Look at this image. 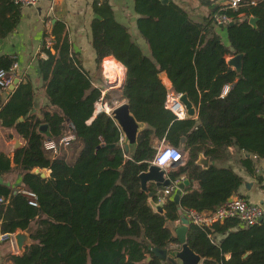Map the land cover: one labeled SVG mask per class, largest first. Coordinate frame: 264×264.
<instances>
[{
    "label": "trees",
    "instance_id": "obj_1",
    "mask_svg": "<svg viewBox=\"0 0 264 264\" xmlns=\"http://www.w3.org/2000/svg\"><path fill=\"white\" fill-rule=\"evenodd\" d=\"M199 2L212 7L201 18L177 0H135L147 52L109 0L94 1L97 15L90 26L97 67L111 55L125 66V82L115 98H126L135 116L146 122L133 152L121 143V128L110 112L94 114L101 87L73 49L62 21L45 28L41 49L47 55L37 59L47 107L34 110L36 87L30 78L19 80L10 93L0 92L1 123L26 140L13 156L0 151V194L8 199L0 204V230L32 227L25 251L10 255L15 264H163L152 247L169 249L178 242L168 220H181L185 208L215 209L232 195L244 196L245 175L225 162L233 146L234 162L253 175L257 157L264 158V0L238 11L221 9L218 0ZM21 6L0 0V38L18 25ZM245 9L258 17L257 25L238 15ZM221 11L233 16L225 29L213 18ZM47 34L53 35L54 50L45 46ZM237 53H242L241 70L226 58ZM14 60L0 55V69H9ZM163 70L171 84L160 76ZM225 84L229 90L223 94ZM169 87L189 94L197 117L179 119L165 106ZM66 128L75 134L71 156L51 154L45 136L59 138ZM154 137L189 152L187 162L176 164L169 175L191 182L179 203L166 198L164 212L149 202V190L158 199L156 187L150 183L143 189L140 177L157 151ZM200 153L210 156L207 167L197 162ZM17 168L24 188L37 194L36 205L6 177ZM43 168L50 170L45 177ZM257 177L262 183L263 177ZM187 241L203 264H264V219L243 224L232 217L210 226L190 221Z\"/></svg>",
    "mask_w": 264,
    "mask_h": 264
},
{
    "label": "crops",
    "instance_id": "obj_2",
    "mask_svg": "<svg viewBox=\"0 0 264 264\" xmlns=\"http://www.w3.org/2000/svg\"><path fill=\"white\" fill-rule=\"evenodd\" d=\"M94 1L96 0H39L35 5H22V16L18 25L14 30L0 38V55L8 54L14 57L18 62V68L11 71L13 77H18L19 80L30 78L34 82L36 87L34 110L47 107L48 98L45 92L43 79L37 66V59L43 44L44 30L46 27L50 30L56 21H62L65 23V32H67L70 38L73 49L78 52L84 66L92 72L94 83L96 85L100 84L95 80L98 76L97 72L99 67H97L95 61L96 52L91 42L92 34L90 23L93 17L97 15L94 12ZM98 1L102 2L103 0ZM177 1L182 3L188 10L192 11L195 18H201V14H208L212 9V7L201 5L199 0ZM109 2L112 4L117 17L129 26L133 39L140 43L148 52L147 41L137 29L136 19L138 14L134 10L135 0H109ZM193 2H196V4ZM223 28L225 29V26ZM223 32L226 34V31ZM233 55L227 54V60H230ZM115 58L114 60L117 59ZM116 61L119 63L113 65H119L118 68L123 70V64L118 60ZM166 84H171V82ZM123 100L127 99L123 98L118 101L120 103ZM48 108L51 109V107ZM14 139L20 140L19 146H22L26 142L23 136L14 127L5 126L0 120V151H4L8 155L13 156L15 144L12 140ZM153 142L158 148L161 139L154 137ZM11 145L14 146L11 147ZM229 150L231 151L230 157L225 163L234 164L235 168L241 171L246 178V181L240 187V192L250 200L260 202L264 207V158L257 157L258 165L256 173L251 175L246 172L245 166L242 165L241 162H234L235 157L232 156V154L234 155L236 153L235 148L230 146ZM241 154L242 151L237 155L241 156ZM210 162L211 158L209 156V164ZM173 167L175 166L169 165L166 168L168 176L169 170ZM20 173L21 169L17 168L6 175V177H9L10 181L13 183V186H16L15 189L24 188V185H22L21 182ZM49 173L50 170L47 175ZM259 175L263 177L262 183L258 180L257 176ZM184 178L185 177H183L182 180ZM150 183H153L157 191L159 188L163 187H157L153 181H150L149 184ZM193 185L194 187H199L200 183L198 180H193ZM182 213L184 214V210H182ZM181 224V220L167 221V225L173 230L174 234H176V228ZM179 246V242H171L169 244V249L177 248ZM19 253L21 252L17 248L13 233L2 232L0 230V264H15L10 255ZM226 255L227 257L230 256L229 253ZM163 264L172 263L164 258ZM199 264H203V257Z\"/></svg>",
    "mask_w": 264,
    "mask_h": 264
},
{
    "label": "built area",
    "instance_id": "obj_3",
    "mask_svg": "<svg viewBox=\"0 0 264 264\" xmlns=\"http://www.w3.org/2000/svg\"><path fill=\"white\" fill-rule=\"evenodd\" d=\"M16 3L21 5H35L39 0H14ZM222 7L221 9L231 8L233 10H240L243 7L256 4L259 0H218ZM239 16H245L249 18L252 14L248 11L242 10L238 13ZM214 22L220 26H225L233 20V16L227 14L225 11L216 12L214 14ZM48 29V27H46ZM45 46L47 48L53 49V35L47 34L45 36ZM41 55H47L46 51H40ZM114 56H108L103 59L101 65L103 66V82L105 86L102 88L99 84L97 86L101 87V94L95 102V112L99 111L111 112V107L107 102L108 97H111L110 89L120 87L124 84L126 78V68L123 65V74L120 80L113 81L109 78V72H107L105 62ZM115 58V57H114ZM232 58V57H231ZM229 61V60H228ZM17 60H14L9 69H0V92H7V88L13 82L14 77L11 73L12 70L18 68ZM229 90V84H225L223 87V94ZM182 92L175 90L172 87L168 88L165 106L172 110L177 118L182 119L188 117L187 109L183 100L181 99ZM115 105L119 103L118 99L114 98ZM97 104H100V109L97 108ZM109 105V109L105 107ZM67 129V128H66ZM64 130V134L59 138H54L51 136H45L44 147L50 151L51 154L56 155L61 152V149L68 145L71 139L75 138V134L71 128ZM124 136L121 133L120 141L123 143ZM189 152L184 146L174 145L164 138L161 139V143L157 148L155 156L150 161L151 163L160 165L161 167L167 168L172 162H176L179 165L185 164L188 160ZM170 176V175H169ZM182 179H173L172 183L167 186H163L157 191V200H166L167 197L173 198V194L176 191L177 183ZM19 191L23 193L31 204H37V194L34 191H30L26 188H19ZM7 198L0 194V204L7 202ZM184 215H186L191 222H194L201 226H210L216 221H224L227 218H239L240 222L243 224H257L260 223L264 216V207L260 202L250 200L245 196L232 195L228 197L224 202L219 204L215 209L209 210H197L195 208H185ZM6 234V233H5ZM14 234V233H13Z\"/></svg>",
    "mask_w": 264,
    "mask_h": 264
},
{
    "label": "water",
    "instance_id": "obj_4",
    "mask_svg": "<svg viewBox=\"0 0 264 264\" xmlns=\"http://www.w3.org/2000/svg\"><path fill=\"white\" fill-rule=\"evenodd\" d=\"M167 1V0H165ZM249 22L253 25H257L258 17L255 15L250 16ZM230 23H233L232 21ZM230 64H232L238 70H241L242 64V53H237L232 56L229 60ZM160 76L163 78L164 82L170 83L169 76L165 70L160 73ZM19 78H14L13 82L7 88V92L10 93L18 83ZM124 85V84H123ZM120 87V89L123 87ZM109 94V92H108ZM181 99L183 100L185 107L187 109L188 117H197L198 116V108L196 104L191 100L189 94L187 92H182ZM110 114L115 118L117 123L119 124L122 134L124 136L123 143L125 148L130 151H135L138 143V135L142 128L146 125L145 121L139 120L133 111L131 110L130 103L128 100H123L119 104H116L111 109ZM42 131H47V124H42L40 126ZM186 137L183 136L182 144L184 143ZM20 145V140L17 139L16 146ZM197 162L200 163L203 167H207L209 165V155H205L204 153H200ZM177 163L172 162L170 165L175 166ZM38 170V169H37ZM41 175L43 177L47 176V172L41 170ZM142 188L148 189V184L150 181H153L157 187L167 186L172 183V178L167 175V170L160 165L151 163L148 169L143 170L140 173ZM190 183V179L185 177L183 180L177 183L176 191L173 194V199L179 203L181 200V196L186 188V186ZM155 191L149 190V202L153 206V208L159 212H164V200H155L154 199ZM182 224L176 228V236L178 237L179 247L177 248H161L159 246H153L152 251L160 256L161 258L168 259L172 264H199L202 260V255L195 251L187 241V229L188 223L190 219L181 214ZM31 230L32 227H27L24 229L19 228L16 232H14V240L17 245L18 250L22 253L25 251V248L32 242L31 238Z\"/></svg>",
    "mask_w": 264,
    "mask_h": 264
},
{
    "label": "rangeland",
    "instance_id": "obj_5",
    "mask_svg": "<svg viewBox=\"0 0 264 264\" xmlns=\"http://www.w3.org/2000/svg\"><path fill=\"white\" fill-rule=\"evenodd\" d=\"M193 3H195L196 4V2H193ZM112 59L113 58H110V59H108L106 62H105V64L107 63V62H111L112 61ZM118 67H119V65H118ZM102 68H103V66L101 65V67L98 69V72H97V74H98V76L95 78V80H97L100 84V86L103 88L104 86H105V84H104V82H103V80H102V78H103V71H102ZM118 71H120V70H118ZM119 90L118 89H116V88H112V90L110 89V92L109 93H111V97H107L108 98V100H107V102L109 103V105L112 107V106H114L115 105V101H114V98L117 96V95H119ZM97 108H99V106L97 107ZM68 129V128H67ZM66 129V130H67ZM12 142L15 144V146L14 145H11V147H13L14 146V149L16 148V144H17V139H14V140H12ZM72 144V143H71ZM71 144H69L68 143V145L67 146H65V147H63L62 149H61V152L62 153H65V154H67V156H71V153H72V149H71V147H70V145ZM39 170H44V171H46L47 173H48V169H45V168H43V169H39Z\"/></svg>",
    "mask_w": 264,
    "mask_h": 264
},
{
    "label": "bare ground",
    "instance_id": "obj_6",
    "mask_svg": "<svg viewBox=\"0 0 264 264\" xmlns=\"http://www.w3.org/2000/svg\"><path fill=\"white\" fill-rule=\"evenodd\" d=\"M114 59V57H111ZM107 72H109V78L113 81H118L121 79L123 70L119 69L117 65H113L112 63L106 65ZM120 70V71H118ZM98 109H100V104H97ZM107 109H109V105H105Z\"/></svg>",
    "mask_w": 264,
    "mask_h": 264
}]
</instances>
